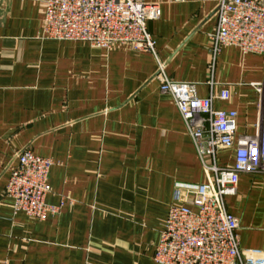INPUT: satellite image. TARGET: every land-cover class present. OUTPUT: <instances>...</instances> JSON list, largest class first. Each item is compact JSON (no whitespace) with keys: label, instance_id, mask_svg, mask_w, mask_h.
<instances>
[{"label":"crops","instance_id":"1","mask_svg":"<svg viewBox=\"0 0 264 264\" xmlns=\"http://www.w3.org/2000/svg\"><path fill=\"white\" fill-rule=\"evenodd\" d=\"M160 4L148 21L155 54L124 46L41 38L43 0H0V264H157L154 249L177 186L205 182L198 152L159 65L236 112L235 136L255 131L264 110V55L223 47L212 60L209 34L218 0ZM52 159L45 220L14 212L4 187L16 153ZM233 149L216 161L230 167ZM238 220L239 247L264 251V175L242 173L225 197Z\"/></svg>","mask_w":264,"mask_h":264},{"label":"built area","instance_id":"2","mask_svg":"<svg viewBox=\"0 0 264 264\" xmlns=\"http://www.w3.org/2000/svg\"><path fill=\"white\" fill-rule=\"evenodd\" d=\"M183 1V0H172ZM41 38L82 41L92 47L124 46L155 54L148 21L158 19L160 4L145 0H43ZM215 26L209 34L212 60L223 47L264 55V0H218ZM158 89L171 96L204 169L205 182L190 188L177 186L154 249L157 264H264V251L239 247L238 220L227 211L225 197L236 193L242 173L264 175V110L258 105L255 131L235 136L236 112L218 110L214 101L227 100L221 88L207 97L196 83L169 79L161 65L154 75ZM233 149V164L216 161L219 150ZM4 187L12 209L43 221L62 203L50 205L49 172L52 159L19 150Z\"/></svg>","mask_w":264,"mask_h":264}]
</instances>
